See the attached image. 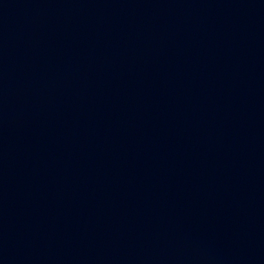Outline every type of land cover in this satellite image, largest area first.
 <instances>
[{
  "label": "water",
  "instance_id": "water-1",
  "mask_svg": "<svg viewBox=\"0 0 264 264\" xmlns=\"http://www.w3.org/2000/svg\"><path fill=\"white\" fill-rule=\"evenodd\" d=\"M0 264H264V0H0Z\"/></svg>",
  "mask_w": 264,
  "mask_h": 264
}]
</instances>
